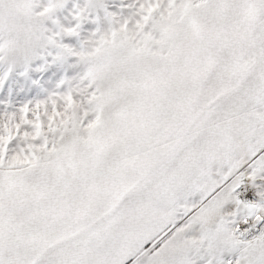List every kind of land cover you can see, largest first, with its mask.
<instances>
[{"label":"snow or ice","instance_id":"1","mask_svg":"<svg viewBox=\"0 0 264 264\" xmlns=\"http://www.w3.org/2000/svg\"><path fill=\"white\" fill-rule=\"evenodd\" d=\"M0 264H264V0H0Z\"/></svg>","mask_w":264,"mask_h":264}]
</instances>
